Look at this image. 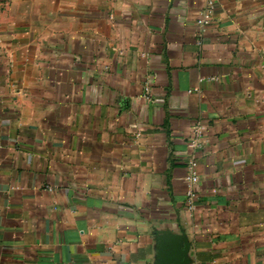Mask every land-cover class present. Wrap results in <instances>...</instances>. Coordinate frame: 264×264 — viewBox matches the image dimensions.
Here are the masks:
<instances>
[{
  "label": "crops",
  "instance_id": "1",
  "mask_svg": "<svg viewBox=\"0 0 264 264\" xmlns=\"http://www.w3.org/2000/svg\"><path fill=\"white\" fill-rule=\"evenodd\" d=\"M207 1L0 0V264H155L160 230L264 264V0Z\"/></svg>",
  "mask_w": 264,
  "mask_h": 264
},
{
  "label": "water",
  "instance_id": "2",
  "mask_svg": "<svg viewBox=\"0 0 264 264\" xmlns=\"http://www.w3.org/2000/svg\"><path fill=\"white\" fill-rule=\"evenodd\" d=\"M155 264H190V243L182 234L160 230L156 236Z\"/></svg>",
  "mask_w": 264,
  "mask_h": 264
},
{
  "label": "built area",
  "instance_id": "3",
  "mask_svg": "<svg viewBox=\"0 0 264 264\" xmlns=\"http://www.w3.org/2000/svg\"><path fill=\"white\" fill-rule=\"evenodd\" d=\"M215 7V0H208L207 1V6L206 8L203 10V12L200 14V16L197 18L196 20V25L199 27V29H201L202 31L209 25L210 21H211V14L212 11ZM196 131L200 132V127H196L195 128ZM195 145L198 146V144L195 143H190L189 147H194ZM194 167H195V162H190L189 163V175L187 176V181H189V187L186 190V197H187V202L189 203V206L192 204V200L194 198V193L193 190L191 188V186H193L194 183H196L197 178H196V174L194 172ZM187 203V204H188Z\"/></svg>",
  "mask_w": 264,
  "mask_h": 264
}]
</instances>
